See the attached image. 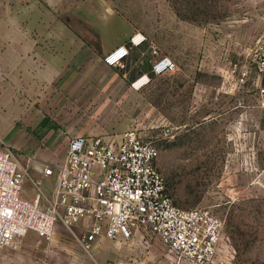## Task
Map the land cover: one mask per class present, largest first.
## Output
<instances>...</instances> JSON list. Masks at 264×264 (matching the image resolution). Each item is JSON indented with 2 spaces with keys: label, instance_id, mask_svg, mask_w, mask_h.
<instances>
[{
  "label": "rangeland",
  "instance_id": "obj_1",
  "mask_svg": "<svg viewBox=\"0 0 264 264\" xmlns=\"http://www.w3.org/2000/svg\"><path fill=\"white\" fill-rule=\"evenodd\" d=\"M113 2L149 30L140 31L148 45L175 67L138 88L122 85L121 99L76 98L77 69L65 66V51L50 48L49 31H26L40 34L41 60L33 58L25 80L3 81L9 78L0 67V143L29 159L21 195L31 198L40 181L50 196L53 186L40 170L64 161L71 135L118 136L133 128L157 146L174 203L221 219L215 264H264V108L251 83L264 0ZM172 13L196 31H178ZM143 241L105 240L97 256L57 225L52 240L27 232L1 247L0 264H193L157 238Z\"/></svg>",
  "mask_w": 264,
  "mask_h": 264
},
{
  "label": "built area",
  "instance_id": "obj_2",
  "mask_svg": "<svg viewBox=\"0 0 264 264\" xmlns=\"http://www.w3.org/2000/svg\"><path fill=\"white\" fill-rule=\"evenodd\" d=\"M138 36L143 35L133 34L130 43L145 40L143 36L134 43ZM121 48L125 54L109 64L108 58ZM128 53V47L120 45L103 60L115 65ZM251 63L256 76L251 83L264 108V37L254 48ZM174 67L170 57L161 56L151 62L150 74L160 75ZM150 74H142L136 81ZM157 156V146L133 128L118 136L71 135L64 161L40 170L43 177L54 181L50 196L44 194L40 181H34V194L26 198L21 190L29 159L23 161L16 151L0 143V248L27 232L52 240L56 226L61 225L88 250L98 238L115 240L119 235L143 233L159 239L183 260L215 264L221 219L205 207L176 205L157 167Z\"/></svg>",
  "mask_w": 264,
  "mask_h": 264
},
{
  "label": "crops",
  "instance_id": "obj_3",
  "mask_svg": "<svg viewBox=\"0 0 264 264\" xmlns=\"http://www.w3.org/2000/svg\"><path fill=\"white\" fill-rule=\"evenodd\" d=\"M169 14L164 20L170 19ZM175 19L178 31H196L185 18L172 13ZM143 27L113 0H0V67L9 78L3 81L25 80L26 68L35 62L33 58H42L40 34L31 38L26 31H49L50 48L65 51V66L77 69L71 78L76 98L121 99L122 85L136 83L140 75L150 74V64L158 57L146 41L148 34L140 32L149 31ZM166 29L163 27V31ZM137 32L145 40L131 44L130 37ZM120 45L128 47V55L115 65L105 63L104 55ZM78 51L74 56L73 52ZM47 179L54 186L53 179ZM133 237L145 243L155 239L149 234L134 233L130 237L119 235L113 241L121 243ZM105 240L110 239L98 238L91 244L92 255H101Z\"/></svg>",
  "mask_w": 264,
  "mask_h": 264
},
{
  "label": "clouds",
  "instance_id": "obj_4",
  "mask_svg": "<svg viewBox=\"0 0 264 264\" xmlns=\"http://www.w3.org/2000/svg\"><path fill=\"white\" fill-rule=\"evenodd\" d=\"M144 39L143 36H138L136 38H134V43H139L140 41H142ZM125 54V50L123 48L119 49L112 57H109L107 62L109 64H112L115 60H117L118 58H121L123 55ZM147 77H144L140 80V83H134V87H139L140 84L142 83H146L147 82Z\"/></svg>",
  "mask_w": 264,
  "mask_h": 264
},
{
  "label": "bare ground",
  "instance_id": "obj_5",
  "mask_svg": "<svg viewBox=\"0 0 264 264\" xmlns=\"http://www.w3.org/2000/svg\"><path fill=\"white\" fill-rule=\"evenodd\" d=\"M136 83H140V81H137Z\"/></svg>",
  "mask_w": 264,
  "mask_h": 264
}]
</instances>
